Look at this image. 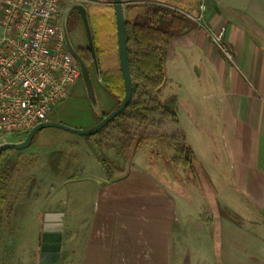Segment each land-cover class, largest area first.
<instances>
[{"label": "crops", "instance_id": "1", "mask_svg": "<svg viewBox=\"0 0 264 264\" xmlns=\"http://www.w3.org/2000/svg\"><path fill=\"white\" fill-rule=\"evenodd\" d=\"M106 1L113 5V0ZM221 1L206 12L199 28L172 41L163 93L165 99L176 97L177 115L180 108L197 112L198 118H191L188 111L192 139L178 116L196 162L217 192V208L245 219L252 211L264 214V45L250 35L236 12L222 9ZM222 28L232 59L214 45L209 33ZM79 35L77 27L74 38L83 46ZM64 105L66 101L59 111ZM148 145L123 172L112 169L110 177L96 157L87 156L81 169L91 178L72 180L89 185L86 196L70 197L64 191L72 177L46 196L49 209L44 217L64 214L60 264H183L192 237L207 234L202 200L180 196L173 184L169 187L146 154ZM214 220L220 231L238 230L220 214ZM194 223L198 227H192ZM16 242L8 248L7 264H39V255L35 259L29 250L20 252Z\"/></svg>", "mask_w": 264, "mask_h": 264}, {"label": "rangeland", "instance_id": "2", "mask_svg": "<svg viewBox=\"0 0 264 264\" xmlns=\"http://www.w3.org/2000/svg\"><path fill=\"white\" fill-rule=\"evenodd\" d=\"M165 2L192 16L197 14L201 3H205L208 11L215 8L219 0H165ZM74 3L102 6V13L110 20L115 18L114 7L109 6L106 0H65L64 6ZM221 3L225 12H236L250 35L264 45V0H222ZM106 8H109V11ZM78 27L83 46H88L83 24ZM209 33L211 36L213 32ZM90 72L101 112L108 113L116 105V101L99 85L93 64L90 65ZM64 106L63 111H59L58 107L51 119H62L64 120L62 123L77 129L91 128L98 121L97 114L100 111L93 109L90 104L82 80ZM188 111L191 118H198L194 109L186 108H180L178 116L192 139L193 128L187 124L190 122ZM26 136L27 134H12L7 139L11 143H18ZM170 153L171 150L165 145L149 144L146 149V154L155 162L156 167H159L157 171L171 183L168 184L169 187L174 186L180 196L196 200L200 198L203 204L200 207H203L204 216L208 218L207 234L202 233L200 239L198 235H195V238L190 236L191 251L185 253L187 261L183 264H264V214L252 211V214L248 215L245 212L243 215L247 216L244 219L225 207L217 208V192L201 166L196 162L193 172L187 175L176 173L167 166L166 158ZM87 156L96 157L100 163L101 159H106L112 169L128 163L124 162L118 143L114 148L105 150L97 143V138L87 139L85 136L59 128L39 131L28 148L12 150L1 159V165L5 169L14 165L15 170L9 190L11 210L5 215L0 229V264H7L8 248L15 244L14 241H17L20 252L24 249L29 250L31 256L38 259L44 214L49 209L45 198L54 193L56 185H62L71 177V181L76 176L86 175L91 178L90 173L81 169ZM64 187H66L64 191L69 193L70 197H84L89 191L86 182L72 181ZM64 207L65 205L62 206ZM195 207L198 208L197 204ZM218 214L223 218L230 217L238 226V230L228 231L223 227L220 231L218 221L214 220ZM195 225L198 227V224H191L192 227Z\"/></svg>", "mask_w": 264, "mask_h": 264}, {"label": "trees", "instance_id": "3", "mask_svg": "<svg viewBox=\"0 0 264 264\" xmlns=\"http://www.w3.org/2000/svg\"><path fill=\"white\" fill-rule=\"evenodd\" d=\"M124 2L128 58L133 81L132 100L120 115L87 139L97 138V143L105 150L114 148L118 143L125 163L145 145H165L171 150L166 158L167 166L176 173L187 175L195 170V154L176 113V97L165 99L163 91L168 85V48L175 38L196 30L199 24L184 10L171 6L165 0ZM86 7L97 64L88 46L80 49L79 55L88 67L94 65L99 85L116 101L110 112L102 113L100 110L97 117L99 114L101 117L97 118V124L122 104L125 83L119 57L116 19L110 20L102 13V6L87 4ZM80 24L81 16L78 11H74L70 17L69 31ZM11 151L0 154V229L5 215L11 210L9 190L15 170L14 165L5 169L1 159ZM101 163L110 177L112 168L109 162L101 159ZM117 169L121 172L125 170L124 166Z\"/></svg>", "mask_w": 264, "mask_h": 264}, {"label": "built area", "instance_id": "4", "mask_svg": "<svg viewBox=\"0 0 264 264\" xmlns=\"http://www.w3.org/2000/svg\"><path fill=\"white\" fill-rule=\"evenodd\" d=\"M86 1V0H83ZM65 0H0V145L12 134H28L52 120L82 80L62 27ZM207 7L199 5L198 24ZM225 28L211 35L229 59Z\"/></svg>", "mask_w": 264, "mask_h": 264}, {"label": "water", "instance_id": "5", "mask_svg": "<svg viewBox=\"0 0 264 264\" xmlns=\"http://www.w3.org/2000/svg\"><path fill=\"white\" fill-rule=\"evenodd\" d=\"M125 2L124 0H113L114 14L117 24V34H118V43H119V57L121 70L125 83V98L122 104L111 112L108 116L103 118L100 122L95 124L93 127L88 129H77L70 127L62 122L55 120H49L43 123H40L36 127L32 128L27 134L26 138L18 143H4L0 145V154L6 150H24L28 148L35 135L46 128H59L71 133L82 135L85 137L93 136L99 133L108 123L114 120L118 115H120L130 104L133 96V81L132 75L129 66L128 58V46H127V37L125 31V12H124ZM72 10L79 12L82 24L85 30V34L88 41V47L91 50L94 63L97 64V56L95 51L94 40L92 36V30L90 22L88 19V10L84 3H74L68 6L65 10L62 17V27L64 33L65 44L69 52L76 58L80 65L81 76L84 86L86 88L87 98L90 101L93 109L100 111V105L96 96V91L94 88L93 79L91 77V72L89 67L80 57L77 52V49L72 44L68 28H67V17ZM101 117L99 114L98 118ZM64 223V214L63 213H47L44 217V226L42 236L40 238L39 246V264H60V252L62 246V231Z\"/></svg>", "mask_w": 264, "mask_h": 264}, {"label": "flooded vegetation", "instance_id": "6", "mask_svg": "<svg viewBox=\"0 0 264 264\" xmlns=\"http://www.w3.org/2000/svg\"><path fill=\"white\" fill-rule=\"evenodd\" d=\"M67 7H68V6H67ZM67 7L64 6V8H63V13H62V17H63V14H64L65 10L67 9ZM74 11H76V10H72V11L69 13L68 17H67V28H68V26H69V22H70L71 14H72ZM76 28H77V27H76ZM76 28H75L73 31H69V28H68V33H69V37H70V40H71L72 44H73L74 47L77 49V52H78V54H79L80 49L85 48V47H87V46H81V45H79V43H76L77 41H76L75 38H74ZM76 44H77V45H76ZM89 67H90V66H89Z\"/></svg>", "mask_w": 264, "mask_h": 264}]
</instances>
